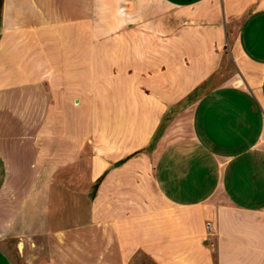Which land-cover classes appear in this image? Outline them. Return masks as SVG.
I'll return each instance as SVG.
<instances>
[{
  "label": "crops",
  "instance_id": "crops-1",
  "mask_svg": "<svg viewBox=\"0 0 264 264\" xmlns=\"http://www.w3.org/2000/svg\"><path fill=\"white\" fill-rule=\"evenodd\" d=\"M0 264H264V0H3Z\"/></svg>",
  "mask_w": 264,
  "mask_h": 264
},
{
  "label": "built area",
  "instance_id": "built-area-1",
  "mask_svg": "<svg viewBox=\"0 0 264 264\" xmlns=\"http://www.w3.org/2000/svg\"><path fill=\"white\" fill-rule=\"evenodd\" d=\"M206 230H207L208 233L212 232V227H211L210 223H206Z\"/></svg>",
  "mask_w": 264,
  "mask_h": 264
},
{
  "label": "trees",
  "instance_id": "trees-1",
  "mask_svg": "<svg viewBox=\"0 0 264 264\" xmlns=\"http://www.w3.org/2000/svg\"><path fill=\"white\" fill-rule=\"evenodd\" d=\"M2 1L3 0H0V13H1Z\"/></svg>",
  "mask_w": 264,
  "mask_h": 264
}]
</instances>
